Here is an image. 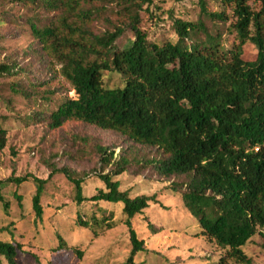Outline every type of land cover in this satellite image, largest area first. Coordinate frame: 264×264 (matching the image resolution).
<instances>
[{
	"label": "trees",
	"instance_id": "trees-1",
	"mask_svg": "<svg viewBox=\"0 0 264 264\" xmlns=\"http://www.w3.org/2000/svg\"><path fill=\"white\" fill-rule=\"evenodd\" d=\"M7 1L47 12L65 8L76 13L79 21V26H72L61 17L59 27L29 24L38 44L60 64V75L75 95L62 97L46 117L35 115L32 120L44 123L49 131L81 122L155 151L154 157L138 160L126 157V150L115 156L114 149L96 146L101 170L98 178L104 190L89 198L82 195V180L66 168L60 169L74 186L76 205L99 201L122 204L131 246L123 264H136L135 257L147 251L132 221L158 204L155 195L131 197L128 191H120L114 178L133 164L169 183L167 188L179 195L184 209L196 220L199 234L226 250V258L251 264L243 247L264 233V0H257L256 12L249 0L222 1L233 6L235 18L232 29L236 42L229 49L221 44L217 28L210 34L201 21L176 19L175 41L149 42L140 27L145 0H115L126 24L100 34L93 33L87 24L105 9L93 0ZM207 4V0H197L200 17L214 23L227 21L221 10L208 12ZM5 15L0 12V24ZM125 29L131 31L133 41L120 48L118 40ZM246 43L256 51L250 62L243 57ZM13 71L11 66L0 65V74ZM110 74L121 77V86L104 84L105 75ZM6 144L7 133L0 125V153ZM29 180L11 176L6 181L20 185ZM47 180L31 178L35 185L32 210L38 220ZM0 202L6 212L8 203L1 195ZM76 224L91 226L94 233L104 224L113 227L110 217L105 216L92 217L89 223L78 218ZM148 227L155 233L151 224ZM3 232L0 228V234ZM58 241L55 250L67 248L61 237ZM68 249L82 258L80 250ZM19 250V245L0 239V257L7 264H17ZM226 258L218 264H226Z\"/></svg>",
	"mask_w": 264,
	"mask_h": 264
},
{
	"label": "rangeland",
	"instance_id": "rangeland-1",
	"mask_svg": "<svg viewBox=\"0 0 264 264\" xmlns=\"http://www.w3.org/2000/svg\"><path fill=\"white\" fill-rule=\"evenodd\" d=\"M219 1L207 0V10L210 13L223 11L227 18L224 23L200 17L197 0L182 3L145 0L140 12V27L149 42L160 43L175 41L174 20L201 21L210 34L217 28L221 44L229 49L236 42L232 29L233 6L222 4L223 0L220 5ZM93 4L105 6L104 11L87 23L93 33L113 31L114 27L126 24L117 12L115 0H93ZM248 4L254 12L259 9L257 0H249ZM0 12L6 14L0 24V65L4 63L14 70L10 74H0V125L7 133L6 148L0 153V195L8 203L5 212L0 202V228L4 229L0 239L20 246L17 264H123L131 246L122 204L99 201L76 205L74 186L60 169L66 168L75 178L81 179L82 195L89 198L98 190H104L98 178L101 170L96 146L114 149L115 156L126 150V157L138 160L154 157L155 151L130 143L114 132L81 122H69L58 130L49 131L44 123L32 120L35 115L46 117L62 97L75 95L60 75V64L38 44L29 24L59 27L61 17L72 26H79V21L74 16L76 13L65 8L47 12L7 0H0ZM198 37L203 39L202 34ZM132 41L131 31L125 29L118 45L125 48ZM255 53L254 46L246 43L243 47L245 61H253ZM104 84L109 88L118 87L122 80L117 74L105 75ZM11 176L29 177L30 180L15 185L6 181ZM32 177L48 179L40 202V220L32 210L35 193ZM114 180L119 181L120 191H128L131 197L155 195L158 201L146 209L143 216L132 221L147 250L135 257L136 264H218L221 258H226V250L199 234L196 220L184 209L179 195L167 188V181L135 164ZM102 216L110 217L112 228L104 224L96 227L94 233L91 226L84 228L76 224L78 218L89 223L92 217ZM59 237L67 248L55 250ZM68 248L80 250L82 258ZM243 252L251 264H264V233L251 238ZM225 261L226 264H239L228 258ZM0 264H7L3 257H0Z\"/></svg>",
	"mask_w": 264,
	"mask_h": 264
}]
</instances>
